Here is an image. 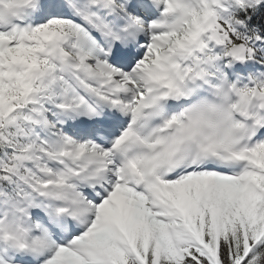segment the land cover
<instances>
[{"label": "snow or ice", "instance_id": "obj_1", "mask_svg": "<svg viewBox=\"0 0 264 264\" xmlns=\"http://www.w3.org/2000/svg\"><path fill=\"white\" fill-rule=\"evenodd\" d=\"M0 264H264V0H0Z\"/></svg>", "mask_w": 264, "mask_h": 264}]
</instances>
